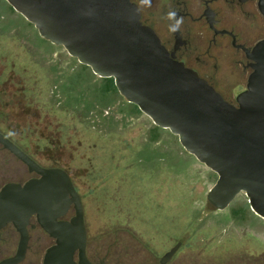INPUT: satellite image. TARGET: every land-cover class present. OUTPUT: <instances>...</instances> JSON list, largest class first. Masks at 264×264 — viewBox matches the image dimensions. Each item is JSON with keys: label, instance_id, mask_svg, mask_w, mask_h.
I'll list each match as a JSON object with an SVG mask.
<instances>
[{"label": "rangeland", "instance_id": "1", "mask_svg": "<svg viewBox=\"0 0 264 264\" xmlns=\"http://www.w3.org/2000/svg\"><path fill=\"white\" fill-rule=\"evenodd\" d=\"M12 24L28 30L22 16L0 0V29ZM6 34L0 35V86L12 91L6 112L12 107L16 115L0 119V128H17L20 143L30 146L36 161L48 163L51 157L78 177L91 244L114 242L111 253L116 259L149 263L152 252L160 256L179 240L181 247L169 264H264V220L250 209L243 193L226 209L215 210L206 195L216 174L185 151L177 136L157 127L158 137L149 141L147 132L154 124L141 112L110 126L100 115L98 121L85 117L84 110L70 103L77 91L70 88L69 78L62 80L56 73L54 62L43 67L45 62L33 60L37 52L29 54L20 45L17 31ZM30 36L38 48L54 49L36 33ZM61 53L63 57L65 51ZM231 53L217 52L215 58L222 79L233 80L235 94L242 86L235 83L236 74L225 69ZM63 60L70 67V59ZM86 71L80 85L90 80L97 85L98 78ZM115 101L111 112L134 107L119 93Z\"/></svg>", "mask_w": 264, "mask_h": 264}, {"label": "water", "instance_id": "2", "mask_svg": "<svg viewBox=\"0 0 264 264\" xmlns=\"http://www.w3.org/2000/svg\"><path fill=\"white\" fill-rule=\"evenodd\" d=\"M38 34L102 78L151 122L177 136L181 147L216 174L206 199L226 209L241 193L264 220V39L247 56L255 61L247 87L226 101L195 71L171 57L154 30L140 21L130 0H4ZM264 16V0H258ZM39 177L23 186L6 184L0 200L9 218L24 225L35 214L52 237L44 264H91L84 254L86 225L79 194L65 171L43 168L0 135ZM74 205L69 220H57ZM20 231V254L27 243ZM176 247L169 250L167 259Z\"/></svg>", "mask_w": 264, "mask_h": 264}, {"label": "flooded vegetation", "instance_id": "3", "mask_svg": "<svg viewBox=\"0 0 264 264\" xmlns=\"http://www.w3.org/2000/svg\"><path fill=\"white\" fill-rule=\"evenodd\" d=\"M130 1L137 7V0ZM137 9L140 13V21L154 30L172 58L195 71L220 93L226 101L236 105V96L246 89L248 77L253 71V65L251 64L255 63L254 60L247 56V52H250L257 42L264 39V16L258 9V0H151V7ZM170 10H175L178 16L183 18V24L176 33L169 31L168 24L170 21L165 19V14ZM12 11L20 15L13 8ZM22 18L28 30H22L12 24L11 26H5L4 29H0V35H8L6 32L15 30L18 35L16 36L21 42L20 45L24 46L29 54H36L37 52L38 57L37 59L36 57L35 59L33 58V60L41 62V64L45 62L46 64L43 67L50 66L49 62L53 61L54 65L57 66L56 73L60 74L62 80L70 79L68 80L70 88L75 87L77 93L75 95L72 93L69 101L71 104L77 106L78 109L84 110L82 114L85 117H91L92 119L95 117L98 121L100 115V119L103 120L104 124L109 126L115 120L124 121L125 119L132 118L133 115H126L124 112L115 113L114 110L111 112V108L114 109V105L110 107V110L108 108L103 113H99L97 100L92 96H82L80 90L81 85H90L94 82V80H90V82H83L80 85L82 83V74L86 73V70L89 71L90 68L79 63L76 58L70 56L60 45L49 42L54 47L53 50L38 48L33 43L30 34L36 33L38 37L41 36L33 24L28 22L23 16ZM63 50L65 54L62 57L61 52ZM228 50H231L232 53L231 57L225 61V69L227 66L228 72L231 73L233 71L236 74L235 83L242 86V89L235 94L232 92L234 83L231 81L233 80L226 79L224 81L222 79L220 66L217 64L215 58L217 52L220 54L221 51L225 52ZM66 56L70 59V67L63 60ZM77 67L80 70H77ZM90 71V75L91 73L95 75L91 69ZM95 77L96 79L102 78L97 75ZM77 87L80 91L77 90ZM8 88V86H0L1 120L13 119L16 115V109H12V107L9 112H6V109L10 105L8 99H11V101L14 99L12 91L8 90ZM91 88H93V85ZM2 100L3 105H1ZM2 111H5L3 119ZM0 135L39 166L43 168H58L65 171L79 194L76 187L78 177H74L71 169L65 163L58 162L51 157H48V163L36 161L34 153L29 149L30 146L20 143L18 130L13 126L5 125L4 129L0 128ZM154 155L157 156L156 153ZM38 177L39 175L34 170H31L24 161L0 142V191L6 184L12 183L23 186L27 181ZM79 196L82 202L81 195L79 194ZM73 215L74 205L71 203L66 214L58 217L57 220H69ZM18 228H26L27 232V243L21 254V236ZM128 234L133 241L139 243V238L134 233L129 231ZM113 243H110L108 246L91 244L88 240L86 228L84 254L91 264H169L176 256L182 244L181 241H176L160 256L152 252L151 262L146 263V260L140 259H116L111 253ZM54 244L55 238L43 229L38 223L35 214L29 215L24 225H18L13 219L9 218L8 212H6L0 200V264H44L46 251ZM173 247H176L175 251L167 259H163V256ZM73 260L75 263H79L78 250L74 251Z\"/></svg>", "mask_w": 264, "mask_h": 264}, {"label": "trees", "instance_id": "4", "mask_svg": "<svg viewBox=\"0 0 264 264\" xmlns=\"http://www.w3.org/2000/svg\"><path fill=\"white\" fill-rule=\"evenodd\" d=\"M97 80L99 81V83L97 85H94L93 88H91L92 84H90L88 86L85 85L87 86V88H83V89L81 88L80 90L82 92V96L94 97L97 100L96 102L99 107L98 112L103 113L106 109L109 108L110 110V107L115 105V102H116L115 100L117 99L118 91L114 85L113 78H98ZM85 89H88V90L86 91ZM121 110L125 112L123 108ZM125 113H129L128 115L136 116L140 113V111L138 107L134 105L133 108L127 109ZM157 127L158 126L153 125V127L150 128V130L147 132V134L150 135L148 136L149 141H153L155 138L158 137V134H157L158 132H156Z\"/></svg>", "mask_w": 264, "mask_h": 264}, {"label": "clouds", "instance_id": "5", "mask_svg": "<svg viewBox=\"0 0 264 264\" xmlns=\"http://www.w3.org/2000/svg\"><path fill=\"white\" fill-rule=\"evenodd\" d=\"M151 7V0H137V8ZM165 19L170 21L168 29L170 32L176 33L183 24V18L178 16L175 10H170L165 14Z\"/></svg>", "mask_w": 264, "mask_h": 264}]
</instances>
